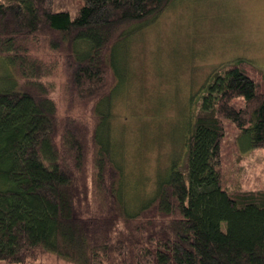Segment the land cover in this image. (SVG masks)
I'll list each match as a JSON object with an SVG mask.
<instances>
[{"label":"trees","instance_id":"1","mask_svg":"<svg viewBox=\"0 0 264 264\" xmlns=\"http://www.w3.org/2000/svg\"><path fill=\"white\" fill-rule=\"evenodd\" d=\"M78 1L72 14L0 0V264L45 251L74 264H264V189L241 173V149L264 148L263 69L240 58L215 72L183 161L129 196L109 130L128 80L117 51L174 0ZM55 71L65 115L41 81ZM83 106L93 126L73 115Z\"/></svg>","mask_w":264,"mask_h":264},{"label":"rangeland","instance_id":"2","mask_svg":"<svg viewBox=\"0 0 264 264\" xmlns=\"http://www.w3.org/2000/svg\"><path fill=\"white\" fill-rule=\"evenodd\" d=\"M79 5L78 0H56V9L72 14ZM144 27L117 51L128 80L114 95L109 128L129 196L150 195L155 178L165 176L172 161H183L187 129L215 72L240 58L264 71V0H174ZM40 56L45 64L55 60L46 52ZM4 74L0 67V77ZM41 81L58 113L67 114L71 104L62 74L55 71ZM72 112L83 125H94L88 107ZM241 155L244 187L264 189V148L241 149ZM94 171L90 162L93 193ZM35 264L74 263L45 251Z\"/></svg>","mask_w":264,"mask_h":264}]
</instances>
